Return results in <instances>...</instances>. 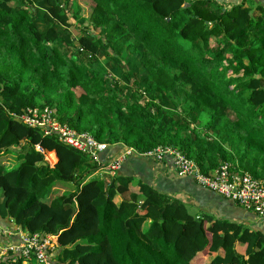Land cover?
<instances>
[{
  "label": "trees",
  "instance_id": "16d2710c",
  "mask_svg": "<svg viewBox=\"0 0 264 264\" xmlns=\"http://www.w3.org/2000/svg\"><path fill=\"white\" fill-rule=\"evenodd\" d=\"M62 1L0 0V156L16 152L0 165V222L55 235L52 264H264V229L193 214L153 183L133 189L131 175L88 177L101 168L91 155L17 117L55 108L112 145L102 160L174 145L205 173L228 161L263 176L264 11L240 0H84L86 16ZM74 23L92 30L75 38ZM63 182L74 190L53 194Z\"/></svg>",
  "mask_w": 264,
  "mask_h": 264
},
{
  "label": "built area",
  "instance_id": "2783aa9c",
  "mask_svg": "<svg viewBox=\"0 0 264 264\" xmlns=\"http://www.w3.org/2000/svg\"><path fill=\"white\" fill-rule=\"evenodd\" d=\"M17 117L32 127L42 128L44 134L57 133L60 140L88 153L103 166L102 168L109 171L118 169L128 155L137 154L133 147L127 146L116 158L102 160L101 153L106 151L110 144L100 142L91 133L78 131L67 122H62L56 109L51 106L28 107ZM37 149L43 152L46 158L47 152L39 145ZM138 155L157 161L169 159L179 176H191L209 190L252 209L260 216L264 215V175L257 177L248 171H237L233 163L228 161L205 173L193 159L174 145H159ZM0 232L5 235H19L20 238L19 243L12 242L0 247V264L3 261L11 264L18 259H22L23 264H52L50 256L55 247V235L30 232L19 227L10 230L1 226Z\"/></svg>",
  "mask_w": 264,
  "mask_h": 264
},
{
  "label": "crops",
  "instance_id": "0c3cea01",
  "mask_svg": "<svg viewBox=\"0 0 264 264\" xmlns=\"http://www.w3.org/2000/svg\"><path fill=\"white\" fill-rule=\"evenodd\" d=\"M240 1H243L246 6L252 8L255 13L264 11V0ZM111 146L112 145H109L108 149L111 148ZM120 152L121 151H114L112 153H106L107 155L103 160H112L113 158H116ZM233 165L235 167L234 169L237 170L235 164ZM98 171H103L104 176L118 172L133 176L134 180L131 185L133 189L136 188V184L139 180L142 182L153 183V185L159 188L162 192L171 196H176L185 201L189 206V210L198 216L203 213H211L214 216L226 218L228 220L245 222L253 228L264 229V215L260 216L252 209H248L231 199L225 198L216 192L209 190L200 185L191 176H179L169 159L157 161L143 156L135 157L134 154H131L122 161L121 166L118 169L109 171L99 168L96 170V173H98ZM117 199L119 200L120 197ZM0 226L9 228L10 230H14L17 227L12 219L11 221L5 220L0 222ZM19 241V235H5L0 232V247L10 245L12 242L14 244L19 243ZM59 253L60 251L58 248L53 249L50 256L52 263L56 262ZM211 257V255H199L194 259V263L208 264Z\"/></svg>",
  "mask_w": 264,
  "mask_h": 264
},
{
  "label": "rangeland",
  "instance_id": "374dc122",
  "mask_svg": "<svg viewBox=\"0 0 264 264\" xmlns=\"http://www.w3.org/2000/svg\"><path fill=\"white\" fill-rule=\"evenodd\" d=\"M76 1H78L79 3L82 4V7H83L82 14H85L86 16H90V13L92 11V5L91 4H88L84 0H76ZM61 3L69 11V14H71L72 13V10H73V7H74V4L71 1L69 2L68 0H63ZM46 7H47V5H44L43 3H40L38 5L37 15H39V16L42 17V14H43V12H44V10H45ZM45 21L46 20L40 18L39 27L42 30L46 29L47 26H48V23L45 22ZM81 27L85 29L84 32H82V30L80 29V27H78L76 25V23H74V25L70 29V32L75 36V38H80L81 36L87 35V33H89L88 30H92V27L87 26V25H82ZM78 43H79L78 40H76V44L77 45H79ZM105 64H106V67L108 68V70L111 72V74H113L115 72V71L112 72V69H113L112 67L114 66L113 62L111 60H108V61L105 62ZM133 66H135V65L133 64ZM135 68L137 70H139L138 67H137V65L135 66ZM115 73L118 74L117 72H115ZM176 111L177 112H181V108H178ZM15 153H16L15 150H12L9 153V155H1L0 156V165L2 163H4V159H6V158H7L6 161L7 162H10L11 165H13L14 164L13 161H15ZM51 155L52 154L50 152H47L46 153V159L48 161H50L51 163H54L55 160H53L51 158ZM9 159H11L12 161H10ZM102 167L103 166H101V168ZM104 170H106V169H104ZM88 177L97 178V179H103L104 173H103V171H98V173H96V170H94V171L90 172V174L88 175ZM74 188H75V186L72 183H69V182L58 183L56 185V187L54 188L53 194H55V195L56 194H59L60 191L67 193V192H70V191L74 190ZM1 194H2V191L0 190V197H1Z\"/></svg>",
  "mask_w": 264,
  "mask_h": 264
}]
</instances>
